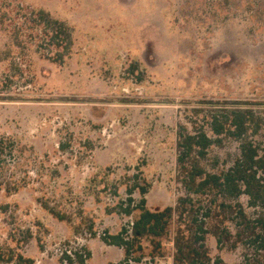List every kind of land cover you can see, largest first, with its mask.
<instances>
[{"label": "rangeland", "instance_id": "rangeland-1", "mask_svg": "<svg viewBox=\"0 0 264 264\" xmlns=\"http://www.w3.org/2000/svg\"><path fill=\"white\" fill-rule=\"evenodd\" d=\"M41 10L73 29L63 62L48 59L57 50L33 21ZM204 100L264 102V0H0V136L13 142L0 158V264H13L8 245L35 264H68L75 248L120 263L124 251L102 237L130 228L134 215L118 208L127 188L147 182L151 210L176 205L178 126ZM238 154L225 138L206 166ZM164 243L152 260L144 242L139 264H171ZM207 243L227 264L244 260L241 247Z\"/></svg>", "mask_w": 264, "mask_h": 264}, {"label": "trees", "instance_id": "trees-1", "mask_svg": "<svg viewBox=\"0 0 264 264\" xmlns=\"http://www.w3.org/2000/svg\"><path fill=\"white\" fill-rule=\"evenodd\" d=\"M33 21L43 27L48 44L57 50L48 59L63 62L74 45L73 29L42 10ZM185 120L178 126L176 145L177 183L184 195L175 206L154 211L147 207V182L128 187V199L118 208L119 213L134 215V220L130 228L124 226L118 234L105 233L102 240L124 251V259L116 264L141 263L146 257L144 242L151 246L152 260L164 258L165 241L173 243V264H227L220 255H211L209 236L216 239L220 252L243 248L241 264H264V102L204 100L188 104ZM225 138L239 144V154L226 169L216 161L214 168L208 169L211 150L222 147ZM12 145L8 137L0 136V158L7 150L12 153ZM23 187L16 182L6 191L17 193ZM3 188L0 180V191ZM137 191L142 196L138 202L133 199ZM242 196L248 197L251 214L241 203ZM50 212L60 221L70 222L55 210ZM32 239L28 232L23 243ZM5 250L9 263L35 264L19 247L8 245ZM91 257L90 251L86 255L76 252L74 259L64 254L60 262L87 264Z\"/></svg>", "mask_w": 264, "mask_h": 264}, {"label": "built area", "instance_id": "built-area-1", "mask_svg": "<svg viewBox=\"0 0 264 264\" xmlns=\"http://www.w3.org/2000/svg\"><path fill=\"white\" fill-rule=\"evenodd\" d=\"M132 224V223H131ZM105 235V234H104ZM76 252H80V253H83L84 255H86L85 254V250H82V248H81V250H78L77 248H75L74 250H71V251H67V252H65V253H63L62 254V257L64 256V254H68L70 257H72L73 259L75 258V253ZM67 263V262H66Z\"/></svg>", "mask_w": 264, "mask_h": 264}, {"label": "crops", "instance_id": "crops-1", "mask_svg": "<svg viewBox=\"0 0 264 264\" xmlns=\"http://www.w3.org/2000/svg\"><path fill=\"white\" fill-rule=\"evenodd\" d=\"M115 248H118V247H115ZM118 249H120V248H118ZM92 250V259H91V264H92V262L95 260V253L93 252V249H91ZM121 250V249H120ZM170 260H171V264H173V257H172V259L170 258ZM111 263V262H110ZM109 263V264H110ZM114 263V262H113ZM161 263H162V261H161ZM115 264H116V262H115Z\"/></svg>", "mask_w": 264, "mask_h": 264}]
</instances>
